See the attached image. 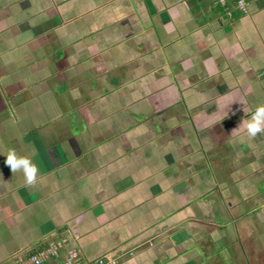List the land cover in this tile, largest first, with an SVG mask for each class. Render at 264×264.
Wrapping results in <instances>:
<instances>
[{
  "label": "crops",
  "instance_id": "0c3cea01",
  "mask_svg": "<svg viewBox=\"0 0 264 264\" xmlns=\"http://www.w3.org/2000/svg\"><path fill=\"white\" fill-rule=\"evenodd\" d=\"M214 1L0 0V152L39 168L25 185L0 155V264L58 240L216 264L215 185L259 252L264 133L238 127L264 104V0Z\"/></svg>",
  "mask_w": 264,
  "mask_h": 264
},
{
  "label": "rangeland",
  "instance_id": "374dc122",
  "mask_svg": "<svg viewBox=\"0 0 264 264\" xmlns=\"http://www.w3.org/2000/svg\"><path fill=\"white\" fill-rule=\"evenodd\" d=\"M216 170H214L213 173V175L215 174V178L218 176L216 175ZM217 172H219V170H217ZM215 186L213 193L216 194V202L211 204V207L213 209V215H216V230L218 231L216 236V264H264V236H262L263 242L262 246L260 245L261 249H257L259 252H254V247V250H252L253 253L248 255V249L240 243L235 235V225L231 221V215L226 208L227 201L221 200V196L223 197L226 195L227 191H225V189L221 190L218 185ZM240 208L242 209V206H240ZM254 213L255 212H252V214ZM255 224L254 228L256 237V235H260L264 226L256 221ZM226 233L227 236L225 237ZM261 235H264V232H262ZM255 241L257 242V237L255 238ZM257 243L260 244L259 240Z\"/></svg>",
  "mask_w": 264,
  "mask_h": 264
},
{
  "label": "built area",
  "instance_id": "2783aa9c",
  "mask_svg": "<svg viewBox=\"0 0 264 264\" xmlns=\"http://www.w3.org/2000/svg\"><path fill=\"white\" fill-rule=\"evenodd\" d=\"M215 3L226 5L230 3L243 13L248 10L246 0H215ZM227 14L230 16L231 12ZM65 240H58L49 245L37 249L35 252L29 253L17 264H115L116 261L107 257H98L92 260H84L73 247H68L63 257L60 256V248L64 247ZM131 254V253H130Z\"/></svg>",
  "mask_w": 264,
  "mask_h": 264
},
{
  "label": "clouds",
  "instance_id": "9594fccd",
  "mask_svg": "<svg viewBox=\"0 0 264 264\" xmlns=\"http://www.w3.org/2000/svg\"><path fill=\"white\" fill-rule=\"evenodd\" d=\"M251 113L246 119H242L238 128L243 129L248 138H255L257 134L264 133V104L249 109ZM4 156L3 163L8 166L12 173H21L25 185H35L38 178L39 168L33 158L28 155H19L15 149L9 148L7 152H0Z\"/></svg>",
  "mask_w": 264,
  "mask_h": 264
},
{
  "label": "trees",
  "instance_id": "16d2710c",
  "mask_svg": "<svg viewBox=\"0 0 264 264\" xmlns=\"http://www.w3.org/2000/svg\"><path fill=\"white\" fill-rule=\"evenodd\" d=\"M43 246V245H42ZM44 246H46V245H44ZM40 248H42V247H40ZM36 251V250H35ZM35 251H31L30 253H32V252H35Z\"/></svg>",
  "mask_w": 264,
  "mask_h": 264
}]
</instances>
